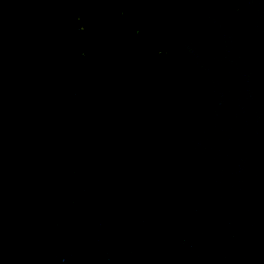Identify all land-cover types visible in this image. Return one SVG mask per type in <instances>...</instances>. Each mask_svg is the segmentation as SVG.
<instances>
[{"label":"water","instance_id":"95a60500","mask_svg":"<svg viewBox=\"0 0 264 264\" xmlns=\"http://www.w3.org/2000/svg\"><path fill=\"white\" fill-rule=\"evenodd\" d=\"M0 264H264V0H0Z\"/></svg>","mask_w":264,"mask_h":264}]
</instances>
